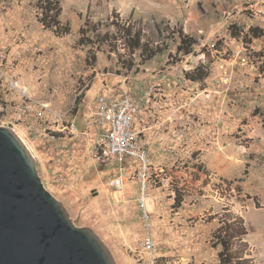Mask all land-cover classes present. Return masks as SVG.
<instances>
[{
    "label": "rangeland",
    "instance_id": "obj_1",
    "mask_svg": "<svg viewBox=\"0 0 264 264\" xmlns=\"http://www.w3.org/2000/svg\"><path fill=\"white\" fill-rule=\"evenodd\" d=\"M37 5L0 0V54L63 118L19 119L14 95L0 87V123L25 139L46 188L75 224L95 230L118 264H220L213 234L227 216L242 218L249 230L245 258L264 264V0H62L60 18L71 31L61 36L39 21ZM117 24H136L163 51L151 59L131 52ZM251 27L262 36L245 38ZM178 31L197 40L190 55L177 54ZM105 33L109 42L101 40ZM175 63L185 74L198 68L205 74L194 83L172 77L150 119L159 123L150 137L154 163L165 169L155 187L162 203L148 201L156 243L150 253L141 244L138 182L110 188L117 168L97 160L94 139L58 127L82 117L83 129V104L96 99L102 80L104 93L120 91L124 79L132 89ZM187 99L181 139L170 113L175 101Z\"/></svg>",
    "mask_w": 264,
    "mask_h": 264
},
{
    "label": "built area",
    "instance_id": "obj_2",
    "mask_svg": "<svg viewBox=\"0 0 264 264\" xmlns=\"http://www.w3.org/2000/svg\"><path fill=\"white\" fill-rule=\"evenodd\" d=\"M172 77L177 81L180 80L181 84L196 82L190 80L183 70L179 71L178 63L157 74L150 73L132 89H129L127 79H124L122 86L119 87L120 91L115 88L116 94H108L100 90L96 99L86 103L83 110L82 130L77 127L76 117L67 125L58 127L61 132L69 131L73 135L90 136L91 140L94 139V154L97 160L107 167L117 168L116 175L109 181L110 188L120 190L130 181L138 182L139 189L134 194L146 229L141 244L144 250L150 253L155 251L156 243L152 233L153 214L149 210L148 201L151 200L159 205L162 203V197L155 193L157 190L155 187L163 180L162 176L165 173L163 167H158L154 163L150 137L154 128L158 127V121L155 119V124H151L150 119L156 118V106L166 95V85L168 81L173 82L170 81ZM0 87L4 92L14 95V113L19 119L28 117L51 120L53 118L58 122L63 118V115L52 109L49 102L32 95L30 88L20 80L15 65L8 62L4 53L0 54ZM204 93L205 96L208 95L207 91ZM187 101L188 99L178 100L177 103L175 101L170 113L173 123L181 126V134H178L181 135V139L186 129L182 122L185 120L184 112L188 110ZM191 102L195 104L196 100L191 97ZM162 122L165 124V121ZM176 128L179 129L177 126ZM35 132L41 134L39 129ZM43 134L55 137L50 135V132L44 131Z\"/></svg>",
    "mask_w": 264,
    "mask_h": 264
},
{
    "label": "water",
    "instance_id": "obj_3",
    "mask_svg": "<svg viewBox=\"0 0 264 264\" xmlns=\"http://www.w3.org/2000/svg\"><path fill=\"white\" fill-rule=\"evenodd\" d=\"M0 264H118L45 186L25 139L0 123Z\"/></svg>",
    "mask_w": 264,
    "mask_h": 264
},
{
    "label": "trees",
    "instance_id": "obj_4",
    "mask_svg": "<svg viewBox=\"0 0 264 264\" xmlns=\"http://www.w3.org/2000/svg\"><path fill=\"white\" fill-rule=\"evenodd\" d=\"M62 0H38V8L41 10L39 21L46 29L54 31L57 35L69 34L71 31L69 24H64L60 18L62 14ZM117 31L121 39L125 42V47H128L131 52L140 51L141 56L151 59L160 54L163 50L159 46L153 47L145 40L143 29L137 27L136 24L122 25L117 24ZM233 30L236 26L232 25ZM237 32V31H236ZM243 31L235 33V37L239 38ZM251 35L253 38L262 36L261 29L251 27L245 34V38ZM99 38V37H98ZM179 44L177 45V54L190 55L193 53L197 40L183 31H178ZM104 42H109L110 37L105 33L101 39ZM118 41L119 38L117 37ZM198 68L194 72H187V77L192 81H202L204 74ZM78 101L80 99H77ZM248 227L245 225L242 218H231L227 216L221 220L220 226L213 234V247L219 248L218 258L220 264H253L250 259L245 258L248 244L244 241L248 235ZM242 245L240 250L237 245Z\"/></svg>",
    "mask_w": 264,
    "mask_h": 264
},
{
    "label": "crops",
    "instance_id": "obj_5",
    "mask_svg": "<svg viewBox=\"0 0 264 264\" xmlns=\"http://www.w3.org/2000/svg\"><path fill=\"white\" fill-rule=\"evenodd\" d=\"M105 80V79H104ZM104 80H102L101 82H100V84H101V86H100V84H97L98 85V94H99V92H100V90H101V88L102 87H107V89H108V86H105L106 84H104ZM111 89H113V91L111 90ZM118 92V91H117ZM108 94H111V93H113V94H116V92H115V88H110V90H109V92H107ZM93 100H91V101H89V102H92ZM87 103V102H86ZM83 106H85L84 104H83ZM82 116H83V114H82ZM79 119H82V117L81 118H77V122L79 121ZM82 126H84V117H83V125Z\"/></svg>",
    "mask_w": 264,
    "mask_h": 264
}]
</instances>
